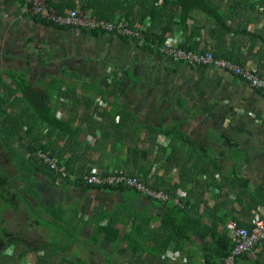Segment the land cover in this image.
Here are the masks:
<instances>
[{"label":"crops","instance_id":"obj_1","mask_svg":"<svg viewBox=\"0 0 264 264\" xmlns=\"http://www.w3.org/2000/svg\"><path fill=\"white\" fill-rule=\"evenodd\" d=\"M80 1L83 2L76 0L77 8L90 13L84 8L86 3L82 7ZM219 1L226 25L233 26L235 31L223 33L218 39L205 27L196 33L197 27L207 19L196 13L192 35L195 36L190 42L213 51L220 46L235 62L264 76V0ZM19 4L17 0H0V71L27 69V79L43 91L53 79L75 85L76 90L68 93L69 97L59 98L58 111L68 114L67 103L75 96L79 102L76 100L74 109L81 117L93 112L94 118L100 120L98 111L114 112L115 122L121 125L116 131L123 136L115 143L120 151L103 157L102 162L98 159L99 152L89 147L97 136H84L82 132L79 140L85 138L86 145L80 149L72 143L75 165L93 158V167L100 171L105 167L106 171L126 170L117 163L126 158L128 146L137 142L136 146L152 149L148 155L135 157L144 165L139 176L149 184L162 176L169 179L170 184H176L180 168L186 172L191 165L197 166L198 173L192 169L187 175L193 181H203L196 186L197 192L204 190L202 201L193 211L205 219L216 221L217 217L225 216V223L234 219L247 224L254 210L264 209V91L224 69L194 66L164 56L160 48L151 49L138 39L37 22L21 14ZM191 23L189 20L186 32H181V39L187 40ZM41 81L43 83L38 85ZM88 100H93L92 105ZM102 121L109 125L106 117ZM76 125L77 121L73 127ZM154 130L182 133V141L171 142L170 135L164 133L154 137ZM67 136L58 140L60 146ZM111 140L112 136L107 142ZM105 144H101V150L106 154ZM196 149L201 152L196 153ZM70 155L66 151L64 157ZM0 162L5 168L0 170V187L12 189V179L22 188L28 183L26 180H30V186L39 191L42 205L60 207L59 219L55 221L48 212L38 208L47 218L43 228L49 230L48 235L43 233L47 239L40 243L50 241L65 247L60 256L66 259L85 264H208L202 248L211 242L209 235L193 233L181 249L160 251L165 232L160 226L163 210L132 187L123 192L89 187L73 182L74 174L58 183L51 173L34 172L28 177L15 160L7 158L1 145ZM135 170L133 167L129 171ZM127 171L124 172L129 173ZM5 174L10 175L7 181ZM15 180L23 184L18 185ZM186 187L192 188L191 185ZM178 191L185 190L178 187L176 193ZM24 197L28 203L33 201L28 193ZM26 207V217L40 226L29 216L30 208ZM109 216L118 218L115 226L119 236L114 240L97 232L98 225L106 224ZM58 223L70 231L76 230L82 238L73 240V244L64 241V237L72 234L64 236L56 226ZM168 252L175 254L169 256ZM28 253L40 256L42 251ZM30 257L25 256L27 262L34 263ZM235 264H264V240L239 256Z\"/></svg>","mask_w":264,"mask_h":264},{"label":"trees","instance_id":"obj_2","mask_svg":"<svg viewBox=\"0 0 264 264\" xmlns=\"http://www.w3.org/2000/svg\"><path fill=\"white\" fill-rule=\"evenodd\" d=\"M19 1V8L25 2V0ZM48 5L55 8L57 11L63 13L67 9H77L76 0H46ZM82 2V1H80ZM217 2L219 0H83L86 3L84 8H87L91 15L106 18L109 20H124L133 25L135 22H141L148 25L144 30L145 38L142 45H146L151 49L157 50L160 45L164 42L168 35H172L175 32L181 30L184 33L188 28L189 20L191 23V31L187 34V40L183 42V45L187 48H192L196 51H204L206 49L197 47L198 45L190 42L191 37L194 34L193 23L196 19L195 14H203L206 16V22H203L202 26L197 27V32L201 27H205L210 35H213L218 39L223 33L234 32L233 26L226 25V16L220 12V5ZM26 14V13H23ZM29 15L32 19L37 22H42L47 25H54L56 27H65L48 20L40 15ZM70 27V26H69ZM85 30V29H82ZM93 33H99L104 31L92 30ZM127 38V37H124ZM135 39V38H133ZM137 40V39H135ZM214 53L218 56H223L228 59L232 57L226 54L220 46H216ZM234 61V60H233ZM240 64V63H239ZM4 75V77H3ZM9 80V82L7 81ZM57 83H60L59 86ZM76 90L75 85H66L57 79H53L47 86H45V91L34 87L33 84L27 79L23 74L14 73L12 70L0 71V145L2 150L7 155L10 160H15L19 164V168L24 170L28 177H30L34 172L51 173L54 177L56 174L52 168L43 162L35 153L37 149L47 152L49 155L54 156L63 161L67 169V175L62 178L67 180L69 174H74L73 182L76 184H85L89 187H96L106 190H112L116 192H123L129 190L130 187L127 185H91L84 181V175L89 173L90 169L93 167V162L95 159L92 158L90 162L79 161L78 165H75L74 159H76L74 154V146L72 143L79 145L80 149L86 145L85 138L79 140V136L84 132V136L87 134H94L96 137L95 142L91 146L92 149L99 152L98 159L102 162L103 157H108L110 154L116 151H120V148L115 145L119 142L120 135L116 131L121 125L114 120V112L109 113L103 110L98 111L102 118L100 120L94 118V113L90 112L88 117H81L74 109L76 100L79 102L77 97H70V101L67 103L69 105L68 114H64L61 110L62 115L59 116L58 109H60V97H69L68 93L74 92ZM55 94V99L53 98ZM90 101V105L93 100ZM99 103L98 101H96ZM100 105V103L98 104ZM64 107V106H63ZM66 107V106H65ZM64 107V108H65ZM99 107V106H98ZM94 107L91 111H94ZM58 111V112H57ZM96 112V111H95ZM106 117V125L103 123V119ZM77 121V125L73 127L74 122ZM84 124L86 127H84ZM105 127V129H104ZM99 129L100 132L97 133L95 130ZM41 131H44L42 134ZM164 133L170 135L171 142L180 143L182 141V133H178L172 130L160 131L154 130L152 132L153 136ZM67 139L63 145H59L58 140L64 138L66 135ZM112 136L110 143L107 141ZM118 138H116V137ZM132 139L134 140L135 134H132ZM138 136V135H137ZM179 140V142H178ZM106 142V154L101 150L103 147L101 144ZM137 142L129 145L126 149V158L122 162H118V167H124L126 170L116 171L126 173L129 175H136L142 182L148 184L156 189H162L167 192L170 196L166 201L150 199V202L154 205L159 206L163 210V214L160 217V226L164 228L163 241L160 243L161 252H165L169 248L172 250L181 249L183 243L189 241L190 236L193 233H197L200 236L209 235L212 240L208 245H204L202 252L205 261L210 263L218 264L231 250L233 246V240L228 230L225 228V216L217 217V220H207L202 214L193 211L194 208L198 207L200 201H202L204 190L201 189L197 192L196 186L200 185L203 181H193L188 179L187 172L195 169V165H191L187 168L186 172H183L180 168V178L176 184H170L169 179L162 176L152 181L150 184L142 177L139 176V172L143 171L144 165L135 157H140L143 155H148L149 151L152 150L151 147H139L136 146ZM104 145V146H105ZM108 146V147H107ZM69 151L70 156L64 157L65 152ZM151 152V151H150ZM201 152V150L196 149V153ZM185 153H188L186 149ZM74 154V155H73ZM78 155V153H77ZM76 166V167H75ZM151 166V162H149ZM136 168L135 171H129ZM218 168V167H217ZM5 169L0 162V170ZM75 170V171H74ZM100 171L101 173H106V167ZM148 170V167H147ZM132 173V174H131ZM166 174V172H164ZM1 176V173H0ZM6 181L10 179V175L5 174ZM4 180V179H3ZM13 185L12 189L0 187V196L5 194L9 195L12 199L11 204H6L0 206V213L5 209H11L14 212L19 211L20 201L24 202L28 207L31 203L25 199L24 194H30L34 199L39 198L35 186H30V180H26L25 186L22 188L18 187L12 179H10ZM4 181V183H6ZM187 185H191V189H187ZM178 187L183 188L185 194L179 197L181 206L172 201V196L176 195V190ZM11 192V193H10ZM37 207L41 210L48 212V214L57 220L59 215L60 207H43L42 201L37 203ZM30 211V210H29ZM27 213V211H26ZM102 218V217H101ZM100 218V219H101ZM109 220L104 225H98L97 232L104 233V236L109 240H114L119 236V229L115 226L116 219L113 216H109ZM0 222H3L1 218ZM36 222L40 224L41 222L36 219ZM242 226L250 227L252 225V218L249 223H240ZM19 240L17 236L13 235L7 227L0 224V264H19L29 251L41 250L42 254L40 257L32 262H27L26 264H85L83 261L76 263L74 259L65 258L60 256L61 251H65V247H60L56 243L50 241L41 242L39 246L27 247L25 244L23 246L25 252L20 253L14 250L4 252L3 250L9 245H18ZM68 247V245H65ZM22 260V261H23Z\"/></svg>","mask_w":264,"mask_h":264},{"label":"built area","instance_id":"obj_3","mask_svg":"<svg viewBox=\"0 0 264 264\" xmlns=\"http://www.w3.org/2000/svg\"><path fill=\"white\" fill-rule=\"evenodd\" d=\"M20 12L21 14L40 15L65 26L77 27L88 31L99 30L116 34L120 37L135 38L140 41L144 40V30L148 25V22L146 24L135 22L133 25H129L124 20L117 21L99 18L89 14L86 9H67L61 13L49 6L46 0H25L20 7ZM181 32L168 35L161 44L160 51L164 56L194 66H215L224 69L236 75L248 85L264 91V76H261L254 69L246 65L216 55L210 48L204 51L187 48L183 45L185 39H181ZM60 115H62L61 112L59 113ZM35 154L54 170L57 183L67 175V169L62 160L49 155L41 149H37ZM83 178L87 184L91 185H127L150 199L166 201L170 198L167 192L145 184L138 176L116 170L101 173L97 167H93ZM184 194V191H178L171 199L174 203L181 206L179 197ZM225 227L231 235L233 246L230 252L218 264H235L239 256L250 252L258 243L264 240V209L259 208L254 210L252 225L250 227L242 226L234 219L228 220L225 223ZM167 254L174 256L175 253L168 252Z\"/></svg>","mask_w":264,"mask_h":264},{"label":"rangeland","instance_id":"obj_4","mask_svg":"<svg viewBox=\"0 0 264 264\" xmlns=\"http://www.w3.org/2000/svg\"><path fill=\"white\" fill-rule=\"evenodd\" d=\"M40 56L42 58L41 54H40ZM8 70L9 71L12 70L14 73L23 74V75H25L27 77V75H26L27 72H28L27 69L8 68ZM3 77H4V75H3ZM41 83H43V82L41 81L38 85H40ZM59 84L60 83H57L58 86H59ZM41 133L43 134L44 131H41ZM89 139H91V138H89ZM89 147H91V146H89ZM15 182L18 185H22L23 184L20 180H15ZM10 188H12V187H10ZM126 193H129V192H126ZM37 194H39L38 190H37ZM0 200H1L0 201V206H1V204L2 205H6V204L10 205L11 202H12V199L7 194H5L3 196V198H0ZM32 200L33 201H31V203H33V207L34 206L37 207V205H35V203L36 202L37 203L40 202L42 200V198L39 197L38 200H37V198L34 199L32 197ZM43 206H45L44 203H43ZM38 208L39 207L34 208V209H30L29 216L32 219H35V220L38 219L40 222H42V223H40V226H38L37 224H34V223L32 224L33 220H31L30 218L28 219L26 217L28 215V208L26 207V205H24V203L22 201H20L19 211L18 212H14L11 209L5 208L0 213V220H1V218H3V222H0V224L2 226L7 227V229L13 233V235L17 236V238L19 240V243L20 242L29 241L32 245L38 246L40 244V241H43V240L47 239V235L49 233L48 229L46 230L45 228H43V225L46 224L44 219H47V218L39 212ZM26 211H27V213H26ZM59 225H60L59 223L56 224V226L59 227V230L62 233H64V236H66V233H71L72 234V236L64 237L63 238L64 241H67V242H70V244H73V240H77L78 241V240H80L79 238H82V237H78V234L76 233V230H71L70 231L68 229H65L62 225L61 226H59ZM51 230H52V228H51ZM43 233H46L47 235H44ZM14 248H15L16 252H19V251H20V253L25 252V250L23 249L24 247L23 246H18V245H16V246L14 245L13 248L9 247L8 251L10 252V251L14 250ZM26 256H28V257L31 256L30 259H32L33 261H35L37 257H40L39 255H36V253L35 254L28 253ZM22 260L20 261L19 264H26L27 263L26 262L27 261L26 258H25V260H23V261Z\"/></svg>","mask_w":264,"mask_h":264},{"label":"flooded vegetation","instance_id":"obj_5","mask_svg":"<svg viewBox=\"0 0 264 264\" xmlns=\"http://www.w3.org/2000/svg\"><path fill=\"white\" fill-rule=\"evenodd\" d=\"M19 243V242H18ZM23 244H25L27 247H31V246H33L29 241H27V242H20L19 243V246H21V245H23ZM9 247L10 248H13L14 247V245H9V246H7L3 251L4 252H8L9 253ZM11 253V252H10ZM27 262V261H26Z\"/></svg>","mask_w":264,"mask_h":264}]
</instances>
